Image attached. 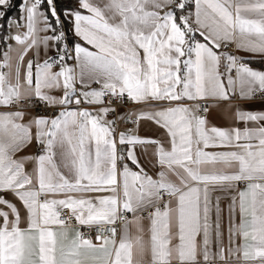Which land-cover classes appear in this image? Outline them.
<instances>
[{"label":"snow or ice","instance_id":"1","mask_svg":"<svg viewBox=\"0 0 264 264\" xmlns=\"http://www.w3.org/2000/svg\"><path fill=\"white\" fill-rule=\"evenodd\" d=\"M74 3L0 0V264H264V0Z\"/></svg>","mask_w":264,"mask_h":264},{"label":"crops","instance_id":"2","mask_svg":"<svg viewBox=\"0 0 264 264\" xmlns=\"http://www.w3.org/2000/svg\"><path fill=\"white\" fill-rule=\"evenodd\" d=\"M234 46V45H233ZM222 54H228L225 52H222ZM231 54L236 55L237 57H240L244 60L245 63H247L250 67H252L255 70L264 71V66L262 68L255 67L253 65H250L247 60L250 58L259 59L262 58L264 60V56L259 54H253L249 53L247 51H238L236 47L234 46V52H229ZM264 64V62H263ZM221 71H223V64L221 66ZM201 102V101H200ZM209 104L216 105L214 107H211L209 110V113L207 115V120L209 122V126H215L221 129H228L233 126L243 128V124H238L233 118L232 114L235 111L236 107H241L245 110L253 111V112H264V99H254L249 101H242L238 97L234 98L232 101H214V100H208ZM192 102H189L191 105ZM12 109L7 108H0V112L5 111H11ZM123 113L122 110H119ZM33 114H35L33 112ZM49 114H44L42 116H47ZM128 128H123L122 130L125 131ZM141 136H152L154 135L150 130L147 128H141L140 133ZM39 152L37 150V147H29L25 149L23 152L19 153L20 156H36ZM146 168H148V165H145ZM28 170H31V165L27 166ZM150 172L152 171L149 169ZM242 187V186H241ZM222 208L225 209V224H226V216H227V205L229 203L228 199L225 197H222ZM145 223H147L145 221ZM119 238V237H118Z\"/></svg>","mask_w":264,"mask_h":264},{"label":"trees","instance_id":"3","mask_svg":"<svg viewBox=\"0 0 264 264\" xmlns=\"http://www.w3.org/2000/svg\"><path fill=\"white\" fill-rule=\"evenodd\" d=\"M12 3L13 5H19L21 3V0H12ZM66 4H69L71 6H75V3H74V0H59V4H58V7L59 6H63V5H66ZM2 10V9H0ZM20 13L18 11V8L17 7H13L10 11H8L7 13V16L9 17H17L19 16ZM7 18V17H6ZM247 62L250 64V65H253L255 67H259V68H262L264 66L263 62L264 60L262 58H250L247 60Z\"/></svg>","mask_w":264,"mask_h":264},{"label":"built area","instance_id":"4","mask_svg":"<svg viewBox=\"0 0 264 264\" xmlns=\"http://www.w3.org/2000/svg\"><path fill=\"white\" fill-rule=\"evenodd\" d=\"M222 52H225V53H229V52H234V46L233 45H231V46H228V47H222L221 49H220ZM200 103H209L208 101H201ZM133 106L131 105V104H129L128 105V107L127 108H121V109H119V110H122L123 112H126V111H128L130 108H132ZM210 110V109H209ZM32 112H34L36 115H44V114H51V111L50 110H44L43 109V107L42 106H37V108L36 109H34V110H31ZM208 113H209V111L207 112V113H204V115L207 117V115H208ZM133 127V125H131L130 123L129 124H122L121 125V127H120V129H119V131H121V129H123V128H128V129H130V128H132ZM37 150H38V147H37ZM83 230V229H82ZM91 235L93 236V238L95 237V232L93 231L92 233H91Z\"/></svg>","mask_w":264,"mask_h":264},{"label":"rangeland","instance_id":"5","mask_svg":"<svg viewBox=\"0 0 264 264\" xmlns=\"http://www.w3.org/2000/svg\"><path fill=\"white\" fill-rule=\"evenodd\" d=\"M121 131H123V130L121 129Z\"/></svg>","mask_w":264,"mask_h":264}]
</instances>
